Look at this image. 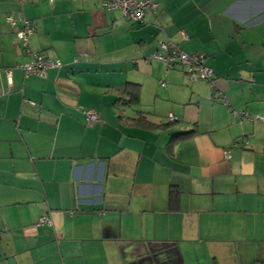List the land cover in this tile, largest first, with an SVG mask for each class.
Returning a JSON list of instances; mask_svg holds the SVG:
<instances>
[{"label": "crops", "instance_id": "obj_1", "mask_svg": "<svg viewBox=\"0 0 264 264\" xmlns=\"http://www.w3.org/2000/svg\"><path fill=\"white\" fill-rule=\"evenodd\" d=\"M155 2L0 0V264H264V0ZM17 13L44 77L6 76ZM167 40L213 79L149 60Z\"/></svg>", "mask_w": 264, "mask_h": 264}, {"label": "built area", "instance_id": "obj_2", "mask_svg": "<svg viewBox=\"0 0 264 264\" xmlns=\"http://www.w3.org/2000/svg\"><path fill=\"white\" fill-rule=\"evenodd\" d=\"M51 4L54 0H47ZM101 8L105 11L117 10L123 18L131 23H143L146 15L153 13L157 10V3L155 0H97ZM5 21L8 26L14 30L13 42L18 49L27 55L28 61L25 63L17 64L14 68L6 70V76L10 78L11 72L14 69L20 70L24 76L36 75L44 77L46 72L51 68L60 67L59 61H51L40 54L33 52L29 47V38L32 34L33 28L29 20H27L21 13L15 16H6ZM149 60H157L163 62L167 68H172L177 64H181L187 76L188 82L195 81L210 82L213 79L214 72L211 68L207 67L204 63L203 55H189L181 51L176 44L171 40L159 42V53H154L150 56ZM159 85L165 87L164 82H159ZM227 104V101H224ZM239 115L241 119H250L243 112L233 111ZM85 125L90 126L99 121L98 115L91 109L83 110ZM171 122L176 118L172 115L169 116ZM264 122V119H261ZM225 159H229V152H225ZM72 215V214H71ZM51 226V220L48 216H40L36 226Z\"/></svg>", "mask_w": 264, "mask_h": 264}, {"label": "trees", "instance_id": "obj_3", "mask_svg": "<svg viewBox=\"0 0 264 264\" xmlns=\"http://www.w3.org/2000/svg\"><path fill=\"white\" fill-rule=\"evenodd\" d=\"M124 89V87L122 88ZM126 96L128 97L127 99L124 98H119L117 101H122L123 103H132V104H137L138 102V94L135 91H131L129 92H125ZM132 122H138L137 124L143 126V127H151L153 126L152 123H149L148 121H146L143 117L139 116L137 119L132 120ZM187 137V134H179L174 136L171 140H170V144L174 143L175 141H179L181 139H184ZM174 200V192L170 191L169 193V202L170 204L172 203V201Z\"/></svg>", "mask_w": 264, "mask_h": 264}]
</instances>
